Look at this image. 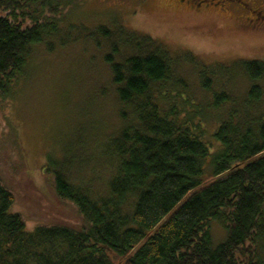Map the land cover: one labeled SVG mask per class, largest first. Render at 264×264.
<instances>
[{"label": "trees", "instance_id": "1", "mask_svg": "<svg viewBox=\"0 0 264 264\" xmlns=\"http://www.w3.org/2000/svg\"><path fill=\"white\" fill-rule=\"evenodd\" d=\"M81 2L0 0V102L17 92L31 49L58 35ZM96 34L111 48L105 61L122 106L121 128L105 151L114 166L109 191L94 197L50 156L43 171L74 218L29 228L0 170V264H264V114L249 115L254 104L264 106V62H240L248 102L211 132L183 86L172 83L178 61L128 33L122 44L132 54L115 63L123 46L106 27ZM232 102L214 96L216 110ZM213 222L226 232L216 246Z\"/></svg>", "mask_w": 264, "mask_h": 264}, {"label": "rangeland", "instance_id": "2", "mask_svg": "<svg viewBox=\"0 0 264 264\" xmlns=\"http://www.w3.org/2000/svg\"><path fill=\"white\" fill-rule=\"evenodd\" d=\"M71 10L58 35L31 49L17 92L0 102V170L17 193L13 210L24 215L29 228L74 218L43 171L50 156L65 163L71 183L89 188L94 197L109 191L114 166L105 151L121 128L122 106L105 61L111 48L96 34L99 28L112 31L120 48L128 33H134L147 38L152 51L160 49L178 61L172 83L183 86L211 132L246 104L251 85L238 68L240 62H264V28L251 29L252 23L216 7L199 13L176 0H82ZM123 47L115 63L132 54ZM205 80L211 81L210 89L203 87ZM220 93L233 102L216 110L214 96ZM249 113L252 118L264 114V106L254 104ZM11 126L16 137L9 134ZM210 232L215 246L225 240L218 222L211 224Z\"/></svg>", "mask_w": 264, "mask_h": 264}, {"label": "flooded vegetation", "instance_id": "3", "mask_svg": "<svg viewBox=\"0 0 264 264\" xmlns=\"http://www.w3.org/2000/svg\"><path fill=\"white\" fill-rule=\"evenodd\" d=\"M180 5L189 7L192 11L199 12L211 10L216 7L219 11L232 12L244 21L259 30L264 28V0H176ZM248 16L254 18L250 20ZM262 26V27H260Z\"/></svg>", "mask_w": 264, "mask_h": 264}]
</instances>
